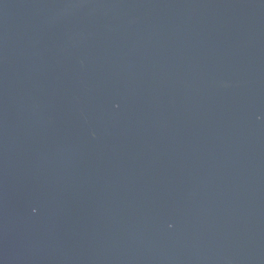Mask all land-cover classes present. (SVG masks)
I'll return each instance as SVG.
<instances>
[{
    "label": "water",
    "instance_id": "1",
    "mask_svg": "<svg viewBox=\"0 0 264 264\" xmlns=\"http://www.w3.org/2000/svg\"><path fill=\"white\" fill-rule=\"evenodd\" d=\"M0 264H264V0H0Z\"/></svg>",
    "mask_w": 264,
    "mask_h": 264
}]
</instances>
